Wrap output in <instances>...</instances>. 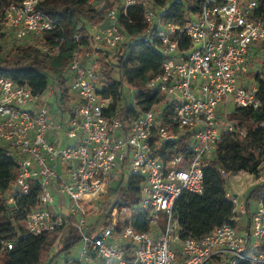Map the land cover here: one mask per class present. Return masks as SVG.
Returning <instances> with one entry per match:
<instances>
[{
	"label": "built area",
	"instance_id": "built-area-1",
	"mask_svg": "<svg viewBox=\"0 0 264 264\" xmlns=\"http://www.w3.org/2000/svg\"><path fill=\"white\" fill-rule=\"evenodd\" d=\"M43 1L14 0L3 10L13 41L35 45L34 38L57 28V18L40 7ZM89 3L99 8L106 1ZM134 3L123 0L124 11ZM104 17L89 25L90 44L73 51L67 67L72 95L65 104L56 98L61 111L49 106L56 92L52 83L34 94L27 82L0 75V145L17 164L6 208L18 216L24 234L72 221L82 245L79 264H264L261 201L240 221L235 212L246 214L245 205L226 191L234 203V224L224 222L198 238L183 235L174 213L183 192L202 193L203 168L224 135H247L229 115L262 105L248 66L264 43V0H202L183 24L165 22L145 7L143 22L159 41L163 63L144 85L161 97L143 109L128 85L131 103L118 100L113 113L108 112L112 97L98 87L104 79L98 58L127 37L117 24L116 7L106 8ZM82 35L78 30L75 40ZM38 47L46 49L44 43ZM230 102L234 109H228ZM126 103L133 109L121 112ZM178 141L184 150L157 154ZM258 169H264V151ZM248 175L264 183V173ZM131 180L138 182L137 199L124 204L117 197L107 204L112 189L119 184L127 189ZM144 210L150 212L149 227L139 231L130 220ZM0 244L12 248L14 241L0 237Z\"/></svg>",
	"mask_w": 264,
	"mask_h": 264
},
{
	"label": "trees",
	"instance_id": "trees-1",
	"mask_svg": "<svg viewBox=\"0 0 264 264\" xmlns=\"http://www.w3.org/2000/svg\"><path fill=\"white\" fill-rule=\"evenodd\" d=\"M201 1L135 0L124 11L123 0H112L111 7L118 9L117 24L124 30L127 38L116 50L115 61L110 59L107 50L102 51L98 58V71L104 77L100 81L103 86L100 92L106 97H112L109 113L114 112L118 100L127 102L122 91V81L136 89V102L143 109L161 97L158 93H149L144 85L145 80L161 71L163 63L159 41L152 37L143 22L145 7L155 10L165 22L183 24L192 13L197 12ZM12 2L14 0H0V75L16 82H27L34 94H41L47 84L52 83L56 86L57 101L65 104L72 95L67 67L73 51L79 44H90L89 25L104 21L106 7L97 8L89 0H44L40 7L59 22L57 28L42 36L46 49L14 41L15 44L5 50L1 40L9 36L3 10ZM78 30L83 35L77 41L74 35ZM182 45H186L185 38ZM115 69L119 71L121 80L113 77ZM256 81L261 107L246 108L229 115L238 127L247 130V135L244 138L224 135L216 153L203 168L202 193L185 191L174 203V213L183 227L184 236L198 238L224 222L234 224V203L226 196L227 175L230 172L245 170L256 175L264 173V169H258L264 149L260 152L256 150L259 145L264 148V127L260 126L264 121V66L256 74ZM126 104L121 112L133 109L132 105ZM185 147L183 141H178L162 146L157 154L165 156L170 152L184 150ZM16 174L15 156L8 147L0 145V237L14 241L12 248L0 244V264H51V249L64 226L38 234H24L22 226L17 230L18 224L7 216L5 203L6 191ZM137 191L136 180H131L127 189L119 184L112 189L107 204L115 202L117 197H121L122 203L131 204L137 199ZM259 201L264 204V183L257 184L247 194L244 205L248 218L254 210L252 202ZM11 212L17 220L18 216ZM149 214V210L136 211L132 214L130 223L136 230H147ZM79 239L80 233L71 221L68 224V235L59 250H68Z\"/></svg>",
	"mask_w": 264,
	"mask_h": 264
},
{
	"label": "rangeland",
	"instance_id": "rangeland-1",
	"mask_svg": "<svg viewBox=\"0 0 264 264\" xmlns=\"http://www.w3.org/2000/svg\"><path fill=\"white\" fill-rule=\"evenodd\" d=\"M105 1H106V3L104 6L106 8L111 7L112 0H105ZM33 41L36 42L35 45H33V42L31 43V45H33V46H40L43 44L42 38H39V37L34 38ZM29 42L28 43L27 42H20V44H30ZM1 43H2V46L5 48V50H9L11 45L15 44V42L13 40H11L10 37L9 38L6 37V39L2 38ZM258 49L259 50L257 52V56L255 57L254 60L249 62V66H248V76L251 79V81L253 80V81H255V83L257 82L256 81V74L260 73L262 66H264V43L260 44V47ZM107 51L109 52L110 59H112V61H115L114 56H116V50H108L107 49ZM113 77L121 80L120 73L117 69L114 70ZM122 83H123L122 91H123V94L125 96V99L129 103H131L132 96L129 93V86L125 83V81H122ZM53 86H54V84H53ZM98 87L101 89L103 86L99 85ZM54 88L56 90V86H54ZM57 96H58V94L54 93V95L48 99L49 106L50 107L52 106V108L54 110L61 111L62 107L60 105H58L57 101H56ZM119 104L121 106H123L124 102H120ZM22 107H28V105L22 106ZM228 109H234V104L232 102H230L228 104ZM54 119H55L54 121L58 120L59 119L58 115H56L54 117ZM64 142H66V140H64ZM262 149H264V148H262V145H259V147H257L256 150H257V152H260V151H262ZM248 173L249 172H247L245 170H237V171L230 172L227 175V182H228L227 191L229 192L231 197L234 195L236 196V198L238 200V204H244L249 190L252 189L257 184H259L258 183L259 181H257V179L255 177L249 176ZM128 178H129V176L126 175L122 186L127 185ZM120 199H121V197H120ZM256 204H257V202H252L253 207H255ZM235 211H238V207L235 209ZM7 212H8L7 216L10 219H13V222L15 224H18L16 227L18 230L19 227L21 226L20 220L19 219L16 220V218H14L12 216V214L10 213V209H7ZM160 220L162 221L163 218L160 217ZM240 221H241V219H240ZM68 224H66L62 228L60 236L56 239L55 244L53 245V247L51 249V252H50L51 264H79L78 260L80 257V249L82 246L80 243V240H78L74 244H72L68 250H59V248L62 247V245L65 242V239L68 235Z\"/></svg>",
	"mask_w": 264,
	"mask_h": 264
},
{
	"label": "crops",
	"instance_id": "crops-1",
	"mask_svg": "<svg viewBox=\"0 0 264 264\" xmlns=\"http://www.w3.org/2000/svg\"><path fill=\"white\" fill-rule=\"evenodd\" d=\"M255 208V207H254ZM235 218H237L238 220H245V221H247L248 220V217H247V215L246 214H244V215H242V217H241V215H240V213L239 212H235ZM244 218V219H243Z\"/></svg>",
	"mask_w": 264,
	"mask_h": 264
}]
</instances>
